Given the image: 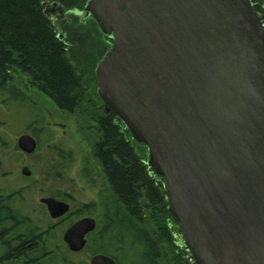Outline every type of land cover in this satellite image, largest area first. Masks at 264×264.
<instances>
[{
    "label": "water",
    "instance_id": "95a60500",
    "mask_svg": "<svg viewBox=\"0 0 264 264\" xmlns=\"http://www.w3.org/2000/svg\"><path fill=\"white\" fill-rule=\"evenodd\" d=\"M84 12L112 39L97 95L147 148L194 263L264 264V25L251 0H89ZM17 145L36 149L28 134ZM42 202L52 218L68 211ZM93 228L81 220L64 242L78 252Z\"/></svg>",
    "mask_w": 264,
    "mask_h": 264
},
{
    "label": "trees",
    "instance_id": "16d2710c",
    "mask_svg": "<svg viewBox=\"0 0 264 264\" xmlns=\"http://www.w3.org/2000/svg\"><path fill=\"white\" fill-rule=\"evenodd\" d=\"M251 4L264 18V0H251ZM70 47L66 40L57 38L44 14L42 0H0V89L15 71H21L29 76L31 86L57 109L68 114L80 112L91 95L86 73L69 55ZM112 116L90 115L99 126L96 135H100L94 145V156L101 163L114 197L108 195L105 201L112 214H109L110 245L102 249L111 251L112 244L117 242L126 248L125 257L133 260L132 264H160L158 244L171 240L166 218L170 216L177 221L166 191L155 183L145 164L136 156L129 132L126 131L123 139L118 128L112 125ZM37 130L40 129L33 133ZM6 215L7 212L0 209V220ZM145 219L156 220L157 234L135 225L136 221L143 223Z\"/></svg>",
    "mask_w": 264,
    "mask_h": 264
},
{
    "label": "rangeland",
    "instance_id": "374dc122",
    "mask_svg": "<svg viewBox=\"0 0 264 264\" xmlns=\"http://www.w3.org/2000/svg\"><path fill=\"white\" fill-rule=\"evenodd\" d=\"M53 1L58 3L57 8L52 9L51 1H48L44 14L54 27L57 38L66 40L68 46H71L68 48L69 55L86 73V85L91 97L87 98V105L80 112L68 114L57 109L47 97L32 87L29 76L21 71H15L11 75V80L0 89V183L5 184L3 185L5 187H15L19 182L18 179L21 178L19 173L21 167L25 165L32 171L35 180L24 191L17 206L19 211H25L30 215L38 212L40 196L56 195L59 193L58 189L74 197L75 207H82L83 204L91 203L94 199L93 192L82 189L72 179L76 177L75 169L80 159L84 155L87 157L91 155V146L95 139L92 136L95 123L90 115H101L95 110L101 104L96 91L95 68L112 45V39L101 33L94 19L89 15L85 16V6L89 0ZM259 16L264 23L263 16ZM86 22L88 25L85 24ZM41 126L53 132L50 142L43 145L41 140L38 150L32 155L23 157L14 154L13 156L11 153L12 150H16L17 137L23 133L34 136L32 130L40 129ZM36 134L37 137L42 138L45 132L39 133L37 130ZM136 149L140 160L147 168V148L137 144ZM94 165L98 175L96 180L98 187L102 185L110 191L100 165L97 163ZM151 175L155 183L165 190L163 179L154 174ZM166 219H169V237L171 239L172 232L175 238L170 242L158 244L159 263L195 264L188 251L179 249V246L184 247V243L180 242L178 222L170 216ZM140 224L148 233L157 234L159 227L155 219H145ZM56 234L58 231L54 230L50 235L56 236ZM175 242H179L180 245L177 246ZM58 253H60L59 249L55 254ZM83 254L78 257L84 258Z\"/></svg>",
    "mask_w": 264,
    "mask_h": 264
},
{
    "label": "flooded vegetation",
    "instance_id": "af4514ba",
    "mask_svg": "<svg viewBox=\"0 0 264 264\" xmlns=\"http://www.w3.org/2000/svg\"><path fill=\"white\" fill-rule=\"evenodd\" d=\"M48 1H51L50 4L52 9L57 8V2L53 0H42L43 11L46 10L45 8L47 7V3H49ZM95 110L96 112L99 111L101 114L97 115V118H109L112 114L106 109L102 101ZM112 115L114 116H112V125L118 128L119 134L125 139L127 130L124 123L117 116L114 114ZM96 127L97 129H95ZM43 128L44 126H41L38 131L39 133H41V131L45 132V135L41 136L42 138L37 137V134L33 133L34 129L32 130L34 136L29 133H23L17 137L18 140L21 135H31L36 141V149L33 153H24L18 148L16 142V150H12L11 154L13 156L15 154L17 156L26 157L34 154L38 150L41 140H43V145L48 144L53 138V132L51 130L49 131L47 128ZM93 128L92 133L94 135L92 136L95 139L91 146V155L89 157L84 155L80 159L75 169L76 177L72 179L75 183H78L82 189L93 192L94 199L91 203H85L82 207H75L73 204L74 197L70 193L62 192L61 189H58L59 193L56 195L40 196L38 198V212L30 215L25 211H19L17 206L23 197L24 191H26L35 180L32 171L25 165L21 167L19 171L21 178L18 179L19 182L15 187H5L3 186L5 184L0 183V209H4V211L7 212L6 217L0 220V264H90L91 259L96 255L107 256L113 260L114 264H132L133 260H129L125 257L126 248L122 246V244L120 245L117 242L113 243L112 245L114 247L111 251H109V248L106 250L102 249L105 245H110L108 236L110 229L109 214H112V211L105 205V201L106 197L108 195L112 196V194L102 185V188L98 187L96 183L98 175L95 171L94 163H97L101 167L99 159L94 156L93 152L94 145L98 143L100 137V135H96L99 128L96 122ZM133 142L134 151L140 160L136 146L137 144H142L134 140ZM24 168L28 169L30 175L25 176L21 173ZM149 176L151 177L152 175L149 173ZM44 199H53L59 203H64L68 206V211L59 217L52 218L47 210L46 204L42 202ZM118 206H120L122 209L121 211L124 213V208L120 202H118ZM84 219L92 220L94 222V228L84 235L83 239L85 244L82 250L73 252L70 250L69 245L64 242V234L70 227ZM140 223L142 222L136 221L135 225L140 229L146 230L141 227L142 225ZM168 224L169 219L166 220L167 229ZM54 230H57L58 234H56V236H51L50 234L54 232ZM171 234V239H174L175 236L172 232ZM180 240V242H183L182 239ZM175 244L177 246L180 245L179 242H175ZM58 249L60 253L56 255L55 252ZM179 249L186 252L183 245L179 246ZM82 253H84L83 255L85 257H78V255Z\"/></svg>",
    "mask_w": 264,
    "mask_h": 264
}]
</instances>
